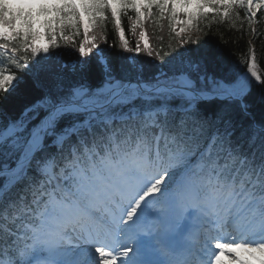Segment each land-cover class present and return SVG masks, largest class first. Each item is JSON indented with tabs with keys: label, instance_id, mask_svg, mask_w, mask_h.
I'll return each mask as SVG.
<instances>
[{
	"label": "snow or ice",
	"instance_id": "6c2138e0",
	"mask_svg": "<svg viewBox=\"0 0 264 264\" xmlns=\"http://www.w3.org/2000/svg\"><path fill=\"white\" fill-rule=\"evenodd\" d=\"M262 11L264 0H0V93H38L18 116L0 109V264H264V76L251 47L245 69L210 74L222 49L182 35L209 17L255 32ZM165 20L178 43L155 50L146 27ZM107 22L131 54L118 70L97 42ZM141 54L156 68L147 78Z\"/></svg>",
	"mask_w": 264,
	"mask_h": 264
},
{
	"label": "trees",
	"instance_id": "16d2710c",
	"mask_svg": "<svg viewBox=\"0 0 264 264\" xmlns=\"http://www.w3.org/2000/svg\"><path fill=\"white\" fill-rule=\"evenodd\" d=\"M128 15L134 16V13L129 10ZM241 16H244L243 10H241ZM264 11L258 13L256 18L259 22H253L252 28L256 31L252 32L248 30L247 22L241 26L237 23L236 28H233L229 22H212L211 17L202 21L198 28H193L190 32L183 33L182 35L190 36L191 40L196 41L194 44H187L185 47L197 49L200 47L207 46H219L222 49L223 56L222 59L216 63L208 66V72L213 73L218 77H224L226 75H234L237 72L246 68V65L240 64L241 57L249 54V48H254V52L257 58L258 70L262 76H264ZM122 24L126 30V38L129 40V46L135 47L136 39H138V33L133 34L128 31V19L127 17L122 18ZM164 26L161 29L158 26L148 25L147 29L149 32V39L152 47L155 50L169 51V45L173 47L178 43V38L175 37L174 33H170L167 25V20L163 22ZM179 27V26H177ZM240 29L239 31L237 29ZM103 34L106 37V43L103 40H98L97 42L101 47L109 52L112 59L116 62L117 70L119 62L125 56H130V53H125L122 51L118 35L114 31L112 24L107 22L103 30H97V35ZM83 39V36H78L75 38L76 47L78 48L79 41ZM61 47L55 49L54 51L65 53L64 59L69 60L72 57L68 53L75 52V49L69 45L64 46L63 41H59ZM23 55V53H21ZM78 55V53H77ZM31 59V57H29ZM140 59L145 63V77L154 74L156 71L155 66H153L149 61L152 58L146 57L141 54ZM156 65L160 64V61H155ZM15 71V69H13ZM22 73L17 72V76H21ZM101 77L97 75L93 80V85L100 82ZM7 93H0V109L8 112L12 116H18L26 103L34 101L38 93H33L31 95L25 96L23 94V82L16 93L13 96L5 99Z\"/></svg>",
	"mask_w": 264,
	"mask_h": 264
}]
</instances>
